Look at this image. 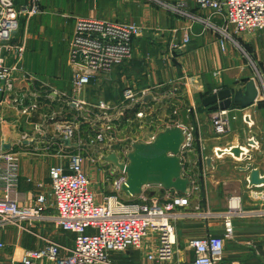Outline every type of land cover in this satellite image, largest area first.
<instances>
[{
	"label": "crops",
	"instance_id": "obj_1",
	"mask_svg": "<svg viewBox=\"0 0 264 264\" xmlns=\"http://www.w3.org/2000/svg\"><path fill=\"white\" fill-rule=\"evenodd\" d=\"M151 1L75 0V20L135 23L141 34L133 40L132 54L152 56L150 80L147 77L143 88L137 84L131 86L137 92V99L124 117L113 121L115 142L128 138L149 141L164 127L179 123L182 109H190L187 128L192 129L195 158L191 159L186 152L182 155L184 174L191 180L187 192L180 194L150 187L138 196L155 197L161 205L172 204L174 197L186 198V205H173V210L184 212L186 216L174 222L171 264H193L194 253L187 247L189 239L224 236L225 233L221 216L204 214L224 212L231 198L239 200L244 208L264 205V181L250 182V168H247L250 164L264 180V110L259 99L247 108L230 110L235 116L230 130L223 135L216 134L210 122L212 111L197 102L215 90L242 84L234 81L240 72V55L225 39L224 47H221L222 34L202 21L209 18V22L220 26V18L208 9L198 8L194 0ZM172 5L181 7L186 14L168 7ZM22 22L20 34L10 44H22L23 51L18 55L12 48L4 50L6 65H15L16 69L12 72L15 92L12 95L0 93V146L9 144L8 149L18 157L13 186L23 197V204L34 206L37 194H44L41 211L44 218L0 228V242L3 243L0 264H21L25 250L40 248L47 241L56 242L64 249L72 246L74 235L48 219L55 214L48 170L53 165H66L71 154L79 153L84 157L83 168L91 180L95 202L102 203L111 195L132 200L112 186L119 170L103 159L110 150L104 149V142L95 138L103 128L102 123H91L86 119L96 116L94 104L97 100L87 101L89 105L84 108L85 112L75 114L73 119L76 112L73 101L81 100L80 96L71 98L65 91L59 95L56 90L48 89L54 82L55 72L64 68L71 70L64 53L53 56V39L44 31L39 32L40 27H34V22ZM185 34L189 40L183 43ZM261 36L264 37V32ZM254 57L260 61V55L256 57L254 53ZM122 93L114 109L122 106ZM15 97L22 98V102L15 103ZM191 102L195 107L189 105ZM32 104L37 108L24 110ZM175 109L179 110L178 116L173 114ZM138 112H142V118H137ZM244 115L253 123L247 124ZM67 126L74 128L71 137L67 138L69 144L62 141L63 129ZM252 133H255L253 137ZM249 137L253 138V144L248 143ZM230 146L241 148L238 157L225 151ZM232 228V235L224 240L221 264H264V217L233 218ZM155 241L156 236L152 233L143 240L139 264H152L144 257Z\"/></svg>",
	"mask_w": 264,
	"mask_h": 264
},
{
	"label": "built area",
	"instance_id": "obj_2",
	"mask_svg": "<svg viewBox=\"0 0 264 264\" xmlns=\"http://www.w3.org/2000/svg\"><path fill=\"white\" fill-rule=\"evenodd\" d=\"M38 1L28 0L27 5L21 8L17 7L15 0H0V92L2 93L8 94L11 91L12 72L16 69L15 65H6L3 52L12 48L18 55L21 54L23 45L10 43L18 32L20 18L35 13ZM194 1L198 8L210 10L226 26H232L236 31L264 29V0ZM168 7L185 14L172 6ZM205 22L222 32L221 47L224 46L225 38L231 40L227 27L219 28L211 24L208 19ZM140 34L141 29L135 23L77 18L67 60L69 67L75 73L74 85L79 88L88 82L92 75L110 73L114 67L131 55V41ZM188 40V35L185 34L183 43ZM257 85L259 90L257 99H259L261 88L259 84ZM124 94L126 98L135 101L132 91H125ZM261 100L264 103V94ZM13 101L21 103L22 98L15 97ZM74 103L75 106L80 107V102ZM35 107L36 104H32L24 110H33ZM122 110L116 112L115 118L123 114ZM137 115H142V112H138ZM102 117L104 119L110 116ZM231 118L234 119L235 116L232 115ZM243 120L247 124L253 123L246 115L243 116ZM88 121L95 122L89 117ZM229 122L230 109L214 111L211 116L213 130L218 135H223L229 130ZM109 128L110 126H107V129ZM73 131L72 126L65 127L63 138L71 137ZM186 132L184 152L192 150L193 146L192 129L187 128ZM96 136L99 140H106L108 148L113 142L115 143V139L102 129ZM154 137L155 135H152L150 140ZM232 147L225 148V151L232 154L230 153ZM11 150L0 146V228L44 218L41 212L45 201L44 194H37L34 206H26L23 204V197L14 189L18 157ZM83 163L84 157L75 153L70 155L66 165H53L48 170L50 192L55 208V214L48 219L57 227L74 235L72 246L64 249L56 242L47 241L40 248L25 250L21 264H112L108 259L110 252L129 248L139 249L143 240L151 233L156 235V241L152 250L147 253V259H170L175 241L173 223L186 216L184 212L173 210V205H186V198L174 197L172 204L161 205L155 197H144L140 202L125 203L117 195H113L106 197L104 202L97 203L91 180L84 171ZM125 178V173L119 171L113 181V188L117 192L121 191V184ZM229 201L224 212L205 214L211 217L221 216L224 219V236L207 235L187 241V247L194 253L193 264H221L224 240L233 232V218L264 217V205L244 208L239 200L231 198ZM2 247L3 243L0 242V248Z\"/></svg>",
	"mask_w": 264,
	"mask_h": 264
},
{
	"label": "rangeland",
	"instance_id": "obj_3",
	"mask_svg": "<svg viewBox=\"0 0 264 264\" xmlns=\"http://www.w3.org/2000/svg\"><path fill=\"white\" fill-rule=\"evenodd\" d=\"M15 3L17 7H19L20 5H24V4L27 5L28 0H15ZM156 3L159 4L157 1ZM172 7L180 11H183L186 14L184 9L182 10L181 7H178L176 5H172ZM206 20H202L204 24H206L205 22ZM102 21L119 22L113 20H102ZM21 22L22 23L34 22L35 23L34 27L36 28L40 27L39 32L44 31L47 37H51L53 39V42L55 43L53 44V56H59L62 53H64L66 59L65 62L67 64L68 54L70 52V42L75 29V0H39L38 7H36L35 13H32L29 16L23 15L20 18V25L18 32L15 34V39H17V36L20 34V29L22 26ZM221 22L222 25L220 26L217 25V27L219 28L227 27V32L230 34L231 37V40L225 38V42L229 41L232 44L233 49L237 52L238 55H240L241 58L240 68L238 69L240 72L234 81L237 80L240 83L241 82L243 83L246 79H248L247 76L254 77L255 80L257 81V84H259L261 88V94L259 100L262 99V96L264 94V44H262L264 43V37H262L261 35L263 34L264 29L252 30V31H236L232 26H226V24H224L222 20ZM119 23H123V22H119ZM125 23H132V22H125ZM210 23L214 24L212 22ZM220 33L222 34V32ZM260 36L262 37V39H260ZM133 40H135V37H133ZM133 42L134 41H131V55L125 60H123L120 64H118L116 67H114L110 73L108 74L97 73L95 75H92L89 77L88 82L84 83L81 87L78 88L73 83L75 79V73L74 71L69 69V65L67 64L69 71L66 68H64V70L61 72H55L56 75L54 76L53 79L54 82H51L50 83L51 86L48 87V89L50 90H56L59 95H61V92L65 91L67 95L70 96L71 98L80 96L81 100L79 99L73 101L76 103L78 102L81 103L80 107L76 106L75 109L76 112H74L73 114V119H75V114L78 116L82 112H85L84 108H86L89 105L87 101L97 100V102L94 104V107L97 109L95 113L96 116L92 117V119L95 120V122L100 121L103 126L102 130L107 132L113 138L115 136L114 133L115 131L113 129V121H115V119L124 117L125 113L134 102L131 101L132 98L128 99L125 97L124 94L125 91H132L134 94V100L137 99L136 97L137 92L133 90L131 86H133V84L135 85L137 84V87L139 88L145 87L143 86V82L145 84L147 82V77L149 79V77H151L150 73H152V66L150 63L152 60L151 59L152 56L151 55L135 56L134 54H132ZM43 49H46V47H44ZM254 53H256V57L257 55H260L259 57L260 61L256 60V58L254 57ZM4 54L5 53L3 52V55ZM156 58L157 56H155V59ZM70 75H71V80H70ZM12 83H14L13 78H12ZM122 91H123L122 93L123 104L122 106L116 107V109H114V107L119 103V101L117 103L116 101L121 97L120 95ZM14 92L15 89L13 85L11 91H9L8 94L2 92L0 93L5 95H12ZM199 103H200V99L198 100L197 105ZM260 103H261L260 104L261 108L264 110L263 101L261 100ZM193 104L194 103L191 102L189 105L193 107L194 106ZM36 108L37 107H35L34 109ZM121 109H123L122 110L123 114L120 115L118 118H115L116 112ZM235 109L236 108H230V110H235ZM174 111H177V113H174ZM178 112L179 110L177 109L173 110V114L176 116H178ZM213 112L214 111H212V114ZM102 116H110V117L102 119L103 118ZM136 116L137 118H142L143 114L140 116L136 114ZM231 116L232 114L230 113L229 130L231 127L232 120H234L231 118ZM86 119L88 120V117H86ZM107 126H110V128L107 129ZM0 132H1V125H0ZM3 138L6 137L4 136ZM95 138L98 141L104 142L105 144L104 149H108L111 151V147L108 148L107 146L108 143L106 142V140H99L97 136ZM250 138L251 137H249L248 139ZM1 141L2 140H0V143ZM123 142L124 143L122 144L121 149L119 150V155H120V160L125 161L126 151L127 149H131L132 147L126 141ZM1 146L3 148L4 145ZM113 181H112V186H113ZM148 188L150 187H143V190L144 189L147 190ZM142 196H144V194ZM142 198L144 197L135 195L132 196V200H125L123 198L121 199L123 202L128 203L135 201L140 202L143 200ZM173 256H174V248H173V255L171 256L170 259L151 260V261L149 260L148 262H151L152 264H171V261L173 260ZM108 259L110 260V262H112V264H139V261H141V257L139 255V249H132V248L118 252H110L108 254ZM144 259L148 260L146 256L144 257Z\"/></svg>",
	"mask_w": 264,
	"mask_h": 264
},
{
	"label": "water",
	"instance_id": "obj_4",
	"mask_svg": "<svg viewBox=\"0 0 264 264\" xmlns=\"http://www.w3.org/2000/svg\"><path fill=\"white\" fill-rule=\"evenodd\" d=\"M259 90L257 81L251 77L241 85L233 88H220L202 97L201 105L209 111L227 110L230 108L243 109L257 102ZM188 108L180 111L181 120L175 125L164 127L149 141H133L130 138L126 142L131 145L125 155V161L120 160L119 150L123 141L111 145V151L103 156V159L112 163L115 168L125 173V181L121 184V191L128 197L140 195L143 187H160L165 190H174L185 194L191 180L183 171V147L187 140L186 127L189 123ZM255 133H252V137ZM65 144L69 139L62 138ZM253 144V138L248 140ZM9 144L3 148L8 149ZM234 156L241 153L240 147H232L230 150ZM246 153V152H245ZM186 154L195 158L192 150ZM248 158L249 155H246ZM210 160V159H209ZM208 160V161H209ZM250 168L249 178L252 183L263 182L258 170Z\"/></svg>",
	"mask_w": 264,
	"mask_h": 264
}]
</instances>
